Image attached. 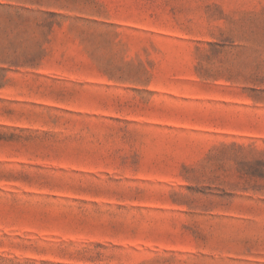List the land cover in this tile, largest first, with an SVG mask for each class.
<instances>
[{
	"label": "rangeland",
	"instance_id": "rangeland-1",
	"mask_svg": "<svg viewBox=\"0 0 264 264\" xmlns=\"http://www.w3.org/2000/svg\"><path fill=\"white\" fill-rule=\"evenodd\" d=\"M0 264H264V0H0Z\"/></svg>",
	"mask_w": 264,
	"mask_h": 264
}]
</instances>
